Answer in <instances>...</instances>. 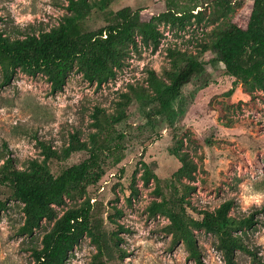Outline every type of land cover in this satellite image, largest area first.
<instances>
[{
    "label": "rangeland",
    "instance_id": "1",
    "mask_svg": "<svg viewBox=\"0 0 264 264\" xmlns=\"http://www.w3.org/2000/svg\"><path fill=\"white\" fill-rule=\"evenodd\" d=\"M68 5L69 0H0V29L10 37L48 30L72 13ZM124 7L140 9L144 19L154 17L159 46L135 32L134 41L120 44L123 66L102 86L74 67L64 88L53 93L44 73L18 70L10 84H0V166L12 157L16 167L26 168L31 159L44 158L42 141L61 151L73 132L89 147L100 145L101 178L58 209L62 213L90 197L93 224L107 250L101 256L98 240L86 234L66 264H199L185 243L165 230L169 218L150 213L153 201L176 196L197 219L201 209L215 210L232 199L230 229L254 253L238 250L235 264H264V82L228 74L214 48L232 21L248 20L252 0H234L230 9L217 8L215 0H112L92 9L84 29L117 23L116 13ZM177 51L181 54H173ZM187 59L204 68L164 108L150 73L170 83L168 72ZM97 107L103 109L99 124ZM90 154L76 151L49 166L59 175ZM0 200L6 204L0 216V264H32V248L42 246L54 221L43 220L32 235L21 234L23 203L8 185H0ZM250 215L253 226L242 225ZM193 230L203 264H226L218 235Z\"/></svg>",
    "mask_w": 264,
    "mask_h": 264
},
{
    "label": "trees",
    "instance_id": "2",
    "mask_svg": "<svg viewBox=\"0 0 264 264\" xmlns=\"http://www.w3.org/2000/svg\"><path fill=\"white\" fill-rule=\"evenodd\" d=\"M111 1L90 3L87 0H69L68 8L72 13L65 15L58 25L38 33L27 32L10 37L0 29L1 86L10 84L18 70L32 75L42 72L50 82L51 91L56 93L64 88L69 72L74 67L90 83L102 86L114 78L117 70L123 66L124 51L120 44L127 40L134 41L135 32L147 44L159 46L161 31L156 27L154 17L144 19L140 9L133 10L131 7H124L116 13L118 22L115 24L98 30H85L84 21L92 9L96 6L106 7ZM215 5L219 9H230L234 0H215ZM198 14L201 19L204 10ZM2 19L0 13V21ZM214 48L228 74L237 80L254 79L263 83L264 0H252L248 20L232 21L227 29L221 31ZM175 53L181 54L179 51ZM203 68L201 62L187 59L183 66L168 72L170 83L161 82L151 71L150 82L160 93L161 105L170 107L171 102L181 94L182 87ZM125 97L128 98L127 95ZM102 114L103 109L97 107L95 116L98 124ZM107 120L112 121V118ZM41 143L43 159H31L26 168H18L14 159L8 157L0 166V185L11 187L13 197L23 203L25 218L19 232L32 235L43 220L54 221L52 228L43 236L42 246L32 248V264H66L70 251L86 234L98 240L99 254L102 256L107 247L93 224L94 205L91 198L66 207L62 213L58 209L67 205V198L82 195L87 184L101 178L102 171L96 167L100 145L89 147L80 139L78 132L70 134L69 145L61 151L45 141ZM81 150H89L90 157L64 169L59 175L52 173L49 166L52 159L66 160L72 153ZM186 166L189 167V164L184 165V170ZM148 179L149 176L146 181ZM184 202L183 197H164L160 201H153L149 210L151 214L161 212L169 218L165 230L175 240H182L199 264L203 262L199 257L194 228H203L218 235V246L223 251L226 264L236 263L238 250L254 255L243 239L230 229L233 224L229 213L234 204L232 199L225 200L215 210L201 209L198 211L202 215L201 219L193 217ZM5 208L6 204L0 200V216ZM241 224L253 226L254 215L244 218Z\"/></svg>",
    "mask_w": 264,
    "mask_h": 264
}]
</instances>
